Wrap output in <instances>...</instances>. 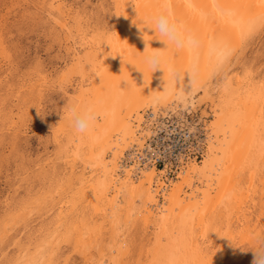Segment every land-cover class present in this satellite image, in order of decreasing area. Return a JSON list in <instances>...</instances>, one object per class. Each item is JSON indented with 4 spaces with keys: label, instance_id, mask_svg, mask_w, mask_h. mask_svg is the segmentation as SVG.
<instances>
[{
    "label": "bare ground",
    "instance_id": "6f19581e",
    "mask_svg": "<svg viewBox=\"0 0 264 264\" xmlns=\"http://www.w3.org/2000/svg\"><path fill=\"white\" fill-rule=\"evenodd\" d=\"M114 7L117 25L112 33L106 30L91 33L83 26L82 19H77V22L74 19L75 32L81 35L74 45L73 62L60 77L61 81H70L71 75L79 74L76 100H102L105 106L114 110V115L108 121L99 122V131L94 134L96 139L79 136L68 127L65 120L62 122L61 129L67 130L69 136L67 142L61 145V152L66 155L68 151L72 152L73 161H80L84 170L83 174L77 176L79 185L72 191V201L76 204L84 200L96 216L103 215L109 209L115 227L113 233L119 236L126 226V221L122 219L124 203L129 207V211L125 212L127 219L134 213L136 202L143 203V223L148 226L150 216L155 214L156 223L159 224L156 225L154 248L150 249L153 261L149 264H191L190 261L192 264H206L208 260L220 264L225 256L217 251L215 256L209 255L207 246L205 250L199 243L200 234L203 233L205 237L206 228L198 232L197 229H202L203 224L207 229L212 226L213 213L218 207L223 208L225 213L234 206L241 208L245 203V195L238 187L239 173L247 168L256 169L258 166L257 169H260L261 165L262 169L264 166V112H260L264 102V85L259 81L256 83L250 74L242 76L238 83L223 82L219 89V102L209 109L213 119L209 125L205 123L201 130L203 136L199 142L204 146L201 157L187 159L173 178L165 179L166 170L161 171L156 161L158 158L148 152V140L158 136L159 128H167L164 117L174 115V120H177L180 112L199 113L200 110H194L193 104L188 105V99L193 94H200L203 102H213L210 90L215 75L209 69V53L205 47L198 55L202 76L195 87L187 74L174 80H169L163 69L143 75L128 61L134 52H143L146 44L140 28L144 29L149 16L160 10H166L173 19L205 42H222L234 54L241 37H249L264 28V0H135V4L133 0H114ZM64 8L67 12L61 9L56 13L58 17H53L62 28H67L69 40L74 36L71 34L73 27L67 26L64 16L69 15L71 10ZM153 31L146 27L145 38L152 40L151 46L154 48L164 47L162 41L154 39L156 34ZM168 54L179 67H186L192 57L188 51L178 54L170 51ZM231 60L218 75L228 70ZM95 72L100 73L99 78L94 75ZM123 79L129 81L130 88L122 91L121 88L127 87ZM204 114H200V118L205 122ZM137 154L146 155L139 161L140 156ZM124 159L130 164L125 163ZM245 161L247 165H243ZM69 180L71 187L73 180L70 175ZM123 189L128 191V197ZM124 195L127 200L124 199L126 201L123 203L121 197ZM83 218L81 221H72L62 234L57 230L65 224L60 217L56 228L36 246L38 258L35 260L40 264L52 263L47 260L54 259L53 253L45 259L41 250L43 245H48L54 239L59 243L69 242L72 238L74 247L84 253L86 245L90 244L87 239L97 237L104 225H91ZM227 218L230 224L232 218ZM227 226L226 234L222 236L226 240L230 234V226ZM245 229L249 231V228ZM217 232L220 234V230L217 229ZM63 235L65 240L60 238ZM122 238V249L117 247L116 250L113 244L110 245V250L116 252L110 260L102 256L94 263L123 264L124 258H119L121 256L118 253H126L127 240ZM224 247L227 250L229 246ZM32 258L27 253L21 254L17 256L16 263L31 264Z\"/></svg>",
    "mask_w": 264,
    "mask_h": 264
},
{
    "label": "rangeland",
    "instance_id": "374dc122",
    "mask_svg": "<svg viewBox=\"0 0 264 264\" xmlns=\"http://www.w3.org/2000/svg\"><path fill=\"white\" fill-rule=\"evenodd\" d=\"M63 6L71 10L64 16L67 26L73 27L71 34L74 36L69 40L67 28H62L53 17L61 9L67 12ZM114 11V0H0V264H17V256L26 253L29 258L33 257L31 264H40L36 261V246L56 228L60 217L65 221L57 228L62 234L72 221H81L82 217L91 225L104 226L95 240L93 237L87 239L90 244L86 245L84 253L74 247L72 238L69 242L59 243L54 239L53 243L43 245L41 252L45 259L53 253L54 259L47 260L51 264H95L102 256L110 260L116 253L110 250V245L113 244L116 250L117 247L122 249V237L127 240V250L117 253L119 258H124L123 264L153 261L150 249L154 248L156 225H159L156 215L150 216V223L145 225L142 215L145 206L136 202L133 219L132 216L127 219L129 207L124 202L128 191L123 189L127 196L121 197L125 204L122 219L126 226L119 233L121 236L113 233L115 227L109 209L96 216L84 200L73 203L72 191L77 189L78 175L84 170L80 161H73L72 152L68 151L67 155L61 152V145L69 136L67 130L61 129V115L69 104L77 101L75 94L79 91V74L71 75L70 81L60 80L73 62L74 45L81 35L75 32L74 19L76 22L82 19L83 26L91 33L102 30L112 33L117 25ZM258 32L241 37L234 49L233 60L225 70L227 73L224 71V75L213 77L210 88L213 102H203L200 94L189 97L188 105L193 104L194 110H200L202 116L205 113L206 125L213 119L209 109L219 102L223 82L238 83L242 76L250 74L256 83L259 81L264 85V28ZM172 103L179 104L177 101ZM261 105L260 112H264V102ZM259 168H247L239 173L238 187L245 195L241 208L234 206L225 213L218 207L213 213V227L207 229L203 224L202 229H197L198 232L206 228L205 237L199 233V243L205 250L207 246L209 255L213 257L217 251L225 256L220 264H253L251 248L264 245V166L261 169L259 165ZM69 175L73 189L68 184ZM197 186L201 185L198 183ZM227 216L232 218L230 224ZM227 224L230 226L228 240L222 237L226 234ZM60 238L65 240L64 235ZM224 243L229 246L227 250ZM212 262L208 260L206 264Z\"/></svg>",
    "mask_w": 264,
    "mask_h": 264
},
{
    "label": "clouds",
    "instance_id": "9594fccd",
    "mask_svg": "<svg viewBox=\"0 0 264 264\" xmlns=\"http://www.w3.org/2000/svg\"><path fill=\"white\" fill-rule=\"evenodd\" d=\"M135 4V0H133ZM154 30V39L162 41L164 47L154 48L151 41L145 38V28ZM145 28L141 29V36L145 41L146 47L143 52H134L132 59L128 61L143 75L153 74L157 69H163L169 80L179 78L181 75L190 77L193 87L201 79L202 70L198 61V55L203 48H207L209 53V69L212 75L220 74L232 58V50L222 42L213 40L205 42L200 36L187 29L181 22L173 19L166 10H160L149 16L145 21ZM179 53L188 51L192 54L186 67L177 66L169 52ZM98 78L99 72H95ZM127 87L121 88L123 91L130 88L129 81ZM114 115V110L105 106L102 100L74 101L69 104L61 115L68 127L79 136H86L96 139L100 121H108ZM254 252L253 264H264V245L251 248Z\"/></svg>",
    "mask_w": 264,
    "mask_h": 264
},
{
    "label": "built area",
    "instance_id": "2783aa9c",
    "mask_svg": "<svg viewBox=\"0 0 264 264\" xmlns=\"http://www.w3.org/2000/svg\"><path fill=\"white\" fill-rule=\"evenodd\" d=\"M200 114V111L199 113L180 112L177 120H174V115L164 117L167 128H159L158 136H152L148 140L147 145L150 147L148 152L158 158L156 161L159 169L166 170L165 179L173 178L187 159L201 157L204 146L200 144L199 138L203 136L201 130L205 122L200 118ZM144 150L147 151L145 148ZM137 155L140 156V161L146 154ZM124 162L130 164L127 159H124Z\"/></svg>",
    "mask_w": 264,
    "mask_h": 264
}]
</instances>
